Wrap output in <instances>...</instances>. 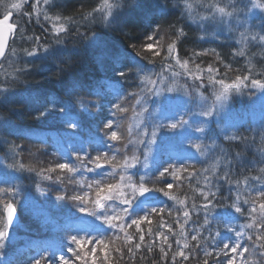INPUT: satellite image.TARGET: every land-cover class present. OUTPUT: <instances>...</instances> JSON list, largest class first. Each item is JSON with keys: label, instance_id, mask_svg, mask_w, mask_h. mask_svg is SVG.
<instances>
[{"label": "trees", "instance_id": "obj_1", "mask_svg": "<svg viewBox=\"0 0 264 264\" xmlns=\"http://www.w3.org/2000/svg\"><path fill=\"white\" fill-rule=\"evenodd\" d=\"M14 2L17 0H2V4L7 5ZM101 3L102 0H49L46 6L49 15L72 17L67 23V30L57 37L47 31L49 25L42 18L39 23L36 20L28 23L24 17H20L25 33L23 36L18 34L11 41L0 65V188L11 190L0 194V199L10 201L20 217L17 227L3 238L0 245V264H34L35 259L41 260L42 264H49L59 254L71 259L68 251L74 247L71 237L106 239L115 234L116 229L106 224L103 216L119 207L118 203L109 202L106 209L92 213L82 212L80 209L84 205L71 199V196L88 189L67 182H90L108 177L110 168L86 170L76 156L90 159L107 152L120 157L118 145L108 139L104 129L110 120L123 125L118 130L125 137V142L138 140L143 128L159 126L156 142L146 160L143 156L145 145L140 148V162L128 170L134 179L143 176L150 180L169 164H194L197 169H208L206 175H212L213 168L217 167L220 173H234L233 179L264 176L259 172V168L264 166V150L261 149L264 148V144H261L264 141V98L255 95L256 88L231 90L220 99L226 102L231 113L229 117L237 122H247L241 118L259 120V125L247 128L235 127L233 124L225 136L213 129V119L201 115V106H197V109L187 108V102L192 100L189 94L194 98L197 92L210 94L215 91L216 97L218 86L216 89L212 85H204L197 91L191 83L188 93L186 88L181 91L176 86L179 83L175 84L169 78L166 83L178 88L174 92L164 91L159 95L139 93L140 104H136L137 98L131 95L146 87L143 77L155 79L156 73L170 75L162 58L157 57L156 62H152L151 54L139 55L134 47L146 42V37L158 27L182 28L184 35L178 41L181 58L191 57L194 51H207V55L193 57L195 63L202 67L208 64L217 66L216 55L210 51L215 49L226 63L232 65V71L228 73L229 82L236 75L246 74L249 63L253 73L264 71V43L248 41L245 57L233 53L241 47L238 43L240 32L264 33V11L254 7V0H110L113 6L107 18L108 10L96 11ZM214 4L223 7L226 12L220 13ZM29 8L26 6L25 10ZM3 11L0 5V18ZM229 12L230 15L226 14ZM13 19H16L15 13ZM29 35L43 36L45 39L42 43L47 47L28 55L23 49L30 48L34 43L27 39ZM194 67V64H189V68ZM175 71L182 70L177 67ZM179 78L185 82L182 77H176L175 80L179 81ZM166 93L175 104L166 105L159 113L156 108L165 104L161 94ZM182 95L187 101H183ZM122 100H127L125 107H129V112L118 117L114 115L113 106ZM242 100L250 103L243 106L239 104ZM255 103L256 107L250 106ZM158 104L161 105L152 108ZM137 106L138 112L141 106L147 108L143 117L138 116V112L135 114ZM141 119L144 120L142 124ZM176 122H179L177 128L166 127ZM129 128L131 133L128 132ZM195 144H200L201 148L197 150ZM238 152L240 155L236 154ZM21 160L36 168L48 167L57 162L68 163L74 171L64 182L48 180L35 170L19 167L17 162ZM204 175L196 178L199 183L193 180L191 188L185 181L172 189L179 199L188 197L191 218L186 226V239L179 235L180 229L176 223L178 217L183 222L182 206L158 191H152L157 194L154 199L139 196L130 207V216L144 215L154 207L167 206L172 215L166 212L164 222L173 226L176 235L167 233L166 227L159 229L161 221L157 216L151 217V227L154 231H164L169 235L173 251L176 249V240H180L181 246L187 242L191 247L195 243L191 241V235L194 234L191 230L203 223L202 218L197 221L196 210L191 209V205L202 202L194 189L203 187ZM217 183L220 185L219 195L230 200L234 186L223 181ZM249 184L259 187L258 181L252 179ZM2 217L3 207L0 206ZM244 222L245 218L226 204L211 212L209 224L203 232L206 236L208 228L217 231L216 244L222 247L223 243L235 239V230ZM142 227L146 232L149 225L144 224ZM128 232L135 235V228L128 229ZM151 239L146 236L145 243H150ZM121 243L114 241V246H120ZM156 243L159 245L161 242L157 239ZM142 254L137 253L134 261L127 255L123 260L115 254L113 258L119 264H151L153 259H159L158 247L148 259L141 260ZM204 259L203 252L197 250L183 264H203ZM207 259L209 264H217L214 255ZM223 259L220 257V260ZM168 264H171V253Z\"/></svg>", "mask_w": 264, "mask_h": 264}, {"label": "snow or ice", "instance_id": "obj_2", "mask_svg": "<svg viewBox=\"0 0 264 264\" xmlns=\"http://www.w3.org/2000/svg\"><path fill=\"white\" fill-rule=\"evenodd\" d=\"M48 4L49 0H17V2L7 5L2 4V0H0V5L4 8L2 18H0V58H3L7 53L11 46V41L18 34L23 36L25 33L26 29L20 17H24L28 23H31L33 20L39 23L42 18L43 21L48 23L49 28L47 31L53 37L60 36L67 30V23L72 20V17L49 15L46 7ZM26 6H30V8L25 10ZM112 6L110 0H102L96 11L108 10L105 17L107 18V15H110ZM214 6L217 7L220 13L226 12L223 7L215 4ZM189 7H191V4ZM254 7L264 11V0H254ZM14 13L16 19H13ZM226 14L230 15L231 13ZM88 15H91V13H88ZM61 21L64 22L61 23ZM182 35H184V32L180 27H158L152 35L146 37V42L134 45L139 55H142V53L151 54L152 62H156L155 58L157 57L162 58V61L166 62L164 67L170 73L169 76L156 73L155 79L148 76L143 77L142 79L146 81V87L139 89V92L131 94L134 98H137L136 104L141 103L140 98H138L139 93L159 95L164 91H176L178 88L171 87L166 83L169 78L175 81L176 77H182L185 80L183 88L191 86L187 83L189 80L192 81V85L196 86L197 91L204 85H212L216 89L218 86L219 90L216 92L217 100L226 97L231 90L247 87L264 89V71L253 73L250 63L246 74L236 75L234 80L229 82L228 73L232 71V65L226 63L215 49H211L210 51L216 55L217 66L208 64L206 67H202L201 64L195 63L193 57L199 58L202 55H207V51H194L191 57L182 59L178 47V41ZM239 35L240 39L238 43L241 47L238 50H234L235 56H246L245 48L248 46V41L264 43V33L245 30L240 32ZM172 36L175 38H171ZM27 39L34 41L30 48L23 49L28 55L34 54L39 48L47 47L46 44L42 43V40L45 39L43 36L29 35ZM13 51L15 50L13 49ZM190 63L195 65L194 69L189 68ZM177 67L182 71H175ZM120 75L123 76L124 73ZM126 101L122 100L113 106L114 115L121 117L129 112V107H125ZM146 111L147 108L141 106L137 115L143 117ZM210 114L211 110L205 113V115ZM143 121L141 119L140 124ZM178 123H169L166 127L175 129ZM122 127V124L117 125L116 122L111 120L104 125L108 139L118 145L117 151L121 154L119 158L117 155H111L107 152L99 153L90 159L87 156H76V159L86 170L104 167L110 168L111 172L106 179L90 182H85L84 180L67 181L68 183L83 185L88 189V191L83 193L77 192L71 196V199L79 201L84 205L80 209L82 212L92 213L96 210L106 209L109 202L118 203L119 207L114 208L110 214L103 216L104 222L116 229V232L113 236L106 239L71 237V243L74 247L69 248L68 251L71 253L72 258L66 259L64 256H60L58 257L59 264H119V261L114 260V254L118 255L120 260H123L125 255H127L134 261L136 254L139 252L143 253L140 259L145 260L151 256L157 247L159 259H153L151 264H168L170 253L171 264H183L197 250L203 252V256L205 257L203 264H209L207 258L213 255L217 259V264H264V176L255 175L245 176L242 180L233 179L234 173L228 171L220 173L217 167L213 168L212 175H206L208 169H197L194 164H169L159 172L157 177L150 180H146L143 176L139 179H134L128 174V170L135 168L140 162V148L145 145L143 156L146 160L147 155L152 151V145L156 142L159 126L152 129L143 128L138 140H128L127 142H125V137L118 130ZM128 132L131 133L130 128ZM228 139L239 140L241 138L229 137ZM261 144H264V141ZM130 145L131 148L129 147ZM194 147L199 150L201 145L195 144ZM261 149L264 150V148ZM236 154L240 155L239 152ZM17 163L21 168L26 167L37 171L45 179H56L62 182L74 171V168L68 163L57 162L54 165L39 168L27 165L22 160ZM146 166L147 164H145ZM259 172L264 174V166L259 168ZM202 174H205L203 187L194 189V191L198 192L202 202L199 205L192 203L191 209L196 210L197 221L202 218L203 223L191 230L194 233L191 235V241L195 242L191 247L187 242L181 246L180 240H176V249L173 251V243L170 242L169 235L164 231H154L151 227L153 223L151 217L157 216L161 221L159 229L166 227L167 233H171L173 236L176 235L173 226L164 222L166 212L169 216L172 215L171 210L167 206L154 207L149 213L144 215L130 216V207L139 196L149 191H158L170 201H178L179 205L182 206L183 222L178 217L176 223L180 229L179 235L186 239V226L189 224L191 218V211L187 203L188 197L185 196L184 199H179L178 196L172 193V189L182 185L185 181L188 182L191 188L192 181ZM250 179L258 181L259 187L250 185ZM112 180L115 182H110ZM165 180L168 182H162ZM217 181H223L227 185L234 186V191L230 193V200L226 196L219 195L220 185ZM196 182L199 183L198 180ZM10 191L0 188V194ZM226 204L230 205L237 213L243 216L245 222L241 224L239 229L235 230V239L223 243L222 247H220L216 244L217 231H212L208 228L207 235L205 236L203 229L209 224L211 212L218 207H224ZM0 206L4 209V215L0 218V245H2L3 238L7 234V227L13 219L14 208L10 201L4 199H0ZM144 224L149 225L146 232L142 227ZM133 227L135 228V235L128 232V229ZM146 236L152 238L148 244L145 243ZM157 239L161 242L159 245L156 243ZM114 241H122V243L120 246H114ZM220 257H224V259L220 260ZM34 264H42V261L37 260Z\"/></svg>", "mask_w": 264, "mask_h": 264}, {"label": "rangeland", "instance_id": "obj_3", "mask_svg": "<svg viewBox=\"0 0 264 264\" xmlns=\"http://www.w3.org/2000/svg\"><path fill=\"white\" fill-rule=\"evenodd\" d=\"M176 83H179V85H176V86H178L181 91L185 89V88H183V85L185 84V82H181L180 81V78H179V81L178 80H175V84ZM187 83L189 85H191L192 81L189 80V82L187 81ZM180 84H182V85H180ZM169 86H171V85H169ZM172 87H175V86L172 85ZM186 89H187V91L189 93L190 87H187ZM255 90H256L255 95L257 97L264 98V89H262V90L261 89L260 90L259 89H255ZM213 92H215V91H211L210 94L209 93L206 94V93L197 92L196 95H194L195 96L194 98H192L190 96V94H189L188 97L190 99H192V100H191V102H189V101L187 102V108L188 109H197V106H201V109H200L201 115H203L206 119H210L211 118V119L214 120L213 123H215V125H214V128L213 129H215L216 132H218L220 135L225 136V134H227V129L229 127H231L233 124H234L235 127L236 126H239V127L245 126L246 128L247 127H250V125H253V126H257V124L259 125V120H257V119H254L253 121H251L250 118H248V119L241 118V120H247V122H244V121H241L240 122V120H239V122H237L236 120L230 118L229 115L231 113H230V111L228 112L229 108L226 107V105H225L226 102L224 100H217V99L214 101V99L216 97H215V94ZM161 95L163 96V99H164L165 104H162V105L161 104H158L157 106H152V108H154V107L156 108V107H158V106L161 105L160 108H156L157 110H159V113H162V109L166 105L167 106H170V105H174L175 104V102L172 100V98L170 97L169 94L166 93V94H161ZM181 97H182L183 101H187V100H185L186 97L184 95H182ZM208 98H211L214 102L211 101ZM237 98H238V96H237ZM257 100H259V98ZM179 101H181V99ZM183 101H181V102H183ZM240 103H242L243 106H246V104L248 105L250 102H248L247 100L245 102H243V100H242V101H239V104ZM257 103L250 104V106L251 107H256V104ZM261 103H263V100L261 101ZM210 110H211V114L210 115L213 116V117H210V115H205V113L209 112ZM137 112H138V106L135 109V114ZM254 131L258 132V130H254ZM15 227H17V226H15ZM8 236H9V234L7 236H5V237H8ZM61 256H64L67 259V256L65 254H61ZM35 260L37 261V259H35ZM33 262H35V261H33ZM49 264H59L58 258L55 261L50 262Z\"/></svg>", "mask_w": 264, "mask_h": 264}, {"label": "water", "instance_id": "obj_4", "mask_svg": "<svg viewBox=\"0 0 264 264\" xmlns=\"http://www.w3.org/2000/svg\"><path fill=\"white\" fill-rule=\"evenodd\" d=\"M6 55V54H5ZM5 57V56H4ZM3 57V58H4ZM3 58H0V63H1V61L3 60ZM143 198H146V199H150V198H154L155 197V194H151L150 192H148V193H145V194H143V195H141ZM13 208H14V206H13ZM18 221H19V217H18V214L16 213V210H15V208H14V214H13V219H12V222H11V224L7 227V234H8V230H10L12 227H14L15 225H17V223H18ZM6 234V235H7Z\"/></svg>", "mask_w": 264, "mask_h": 264}]
</instances>
